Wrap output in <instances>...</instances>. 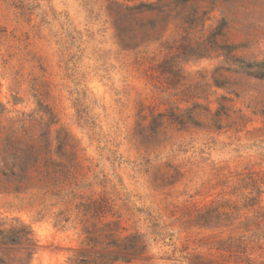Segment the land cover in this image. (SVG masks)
<instances>
[{
    "label": "rangeland",
    "instance_id": "1",
    "mask_svg": "<svg viewBox=\"0 0 264 264\" xmlns=\"http://www.w3.org/2000/svg\"><path fill=\"white\" fill-rule=\"evenodd\" d=\"M141 2L158 0H0L2 124L36 108L35 90L42 95L58 121L52 139L62 128L75 146L63 153L54 141L51 158L76 195L68 205L32 178L16 189L0 177L8 233L0 264L32 248L27 264H66L82 251L84 228L111 221L145 236V260L134 264H264V241L244 252L235 233L188 220L221 198L236 200L237 174L264 173V79L248 75L262 74L252 64L264 62V0H162V14L121 18ZM139 25L150 41H125ZM181 49L206 53L183 58L182 73L168 78L161 68L176 65ZM219 103L227 112L217 131L207 111ZM191 111L199 127L173 121Z\"/></svg>",
    "mask_w": 264,
    "mask_h": 264
},
{
    "label": "trees",
    "instance_id": "2",
    "mask_svg": "<svg viewBox=\"0 0 264 264\" xmlns=\"http://www.w3.org/2000/svg\"><path fill=\"white\" fill-rule=\"evenodd\" d=\"M161 1L149 4L141 2L130 7L126 6L123 10H128L130 15L124 14L121 18L129 21L133 14L154 11L162 14ZM145 33L144 26L139 25L125 41L137 45L136 40L140 38L148 42L151 38ZM232 50L226 47L221 48L220 51L228 55ZM203 51L205 50L181 49V58H178L177 64L161 68L162 74L170 78L176 70L182 73L183 58L188 55L203 57L206 53ZM252 65L262 71V74L256 72L250 74L249 70H245L250 69V66L242 69L249 73V76L264 79V62ZM216 87L222 88L218 85ZM33 97L36 108L31 113H21L20 118L11 117L6 125L2 124L1 119L9 111L4 104L0 103V177L17 183L16 189H20L25 181L32 178L36 181L38 189L44 192V196L50 195L59 202L70 205L76 195L68 191L65 182L60 179V174L55 169L56 162L51 158V147L55 141L58 150L63 153H75V146L69 134L62 128L54 131L56 136L52 139V128L58 126V121L42 95L35 90ZM222 99L225 100V98ZM19 101L13 98L12 105H17ZM207 112L210 116L209 128L221 130V116L226 115L227 109L219 103L214 114L210 110ZM36 116H38V121ZM194 119V112L191 111L187 118L177 116L173 121H178L181 126L199 127ZM53 168L55 171L52 170ZM230 194L236 200L221 198L212 202L204 210H197L193 218L188 216V220L198 229H214L222 233L228 230L235 233L236 241L239 246H243L244 252L247 249H253V247L248 248L252 244H259L258 248L261 249L260 242L264 241V173L248 171L245 174H237ZM90 211L91 208L82 210V213L86 216L91 213ZM100 213L99 210H92V217L97 219ZM82 233L84 235L80 243L83 247L82 251L73 252L66 259V264H134L144 261L148 252L149 245L145 236L138 232L124 234L117 221L103 224L93 223L90 227L84 228ZM235 236L229 235L228 240H234ZM11 237L12 243L21 245L25 236L20 231H15ZM7 239L8 233L0 230V244H7ZM36 252L37 248L30 249L27 254L28 258L20 257L16 260V264H27V259L29 260ZM2 258L0 256V263H3ZM246 261L247 264H262L250 259Z\"/></svg>",
    "mask_w": 264,
    "mask_h": 264
}]
</instances>
